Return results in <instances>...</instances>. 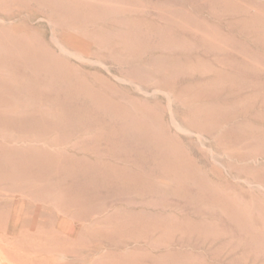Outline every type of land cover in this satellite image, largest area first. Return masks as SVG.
<instances>
[{
	"label": "rangeland",
	"instance_id": "374dc122",
	"mask_svg": "<svg viewBox=\"0 0 264 264\" xmlns=\"http://www.w3.org/2000/svg\"><path fill=\"white\" fill-rule=\"evenodd\" d=\"M0 225L22 264H264V0H0Z\"/></svg>",
	"mask_w": 264,
	"mask_h": 264
},
{
	"label": "bare ground",
	"instance_id": "6f19581e",
	"mask_svg": "<svg viewBox=\"0 0 264 264\" xmlns=\"http://www.w3.org/2000/svg\"><path fill=\"white\" fill-rule=\"evenodd\" d=\"M89 1V0H88ZM103 2V1H102ZM116 4V3H115ZM104 6V5H103ZM113 6V5H112ZM115 6V5H114ZM222 9V8H221ZM79 15V14H78ZM80 16V15H79ZM85 16V15H84ZM80 19V18H79ZM258 20V19H257ZM100 22V21H99ZM93 24V23H92ZM135 30V29H134ZM38 40V39H37ZM53 46V45H52ZM103 46V45H102ZM56 54V53H55ZM118 57V56H117ZM32 58V57H31ZM26 61V60H25ZM35 63L38 66L36 69H42L48 71H53V67L51 64L47 63L46 61H43L41 59L35 58ZM57 63V62H56ZM56 65V64H55ZM32 66H30L31 68ZM29 68V67H28ZM78 71V70H77ZM84 73V72H82ZM4 78V77H3ZM67 78V77H66ZM91 78V77H90ZM67 80V81H66ZM66 88L67 91L72 95L74 98L76 97L79 99L82 97L81 90H79L77 87H75L74 83L71 80L66 79ZM101 85V84H100ZM75 98V99H76ZM85 102V101H84ZM101 102V101H100ZM73 103V102H72ZM90 111V110H89ZM89 113V112H88ZM86 115V114H85ZM86 117V116H85ZM135 123V122H134ZM133 124V123H132ZM131 126V125H130ZM133 126V125H132ZM135 128V126H134ZM138 128V127H137ZM136 128V129H137ZM140 129V128H139ZM141 130V129H140ZM134 131V130H133ZM140 136V135H139ZM156 149V148H155ZM144 153V152H143ZM133 167V166H132ZM129 168V166H128ZM218 191V190H217ZM19 195V194H18ZM30 200V199H29ZM105 210V209H104ZM2 224V223H1ZM10 225H0V264H22L19 260L17 261L13 256L8 252V249H11V246L9 245L10 238H13V235L11 236L9 234ZM13 234V233H12ZM194 245V244H193ZM185 249V248H184ZM186 250V249H185Z\"/></svg>",
	"mask_w": 264,
	"mask_h": 264
}]
</instances>
